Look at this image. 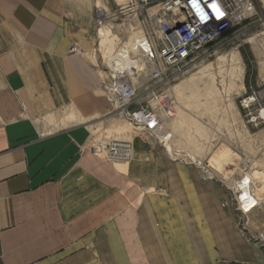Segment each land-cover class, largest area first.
<instances>
[{
  "label": "crops",
  "instance_id": "obj_1",
  "mask_svg": "<svg viewBox=\"0 0 264 264\" xmlns=\"http://www.w3.org/2000/svg\"><path fill=\"white\" fill-rule=\"evenodd\" d=\"M93 25V0H0V264H254L220 183L142 138L89 152Z\"/></svg>",
  "mask_w": 264,
  "mask_h": 264
},
{
  "label": "rangeland",
  "instance_id": "obj_2",
  "mask_svg": "<svg viewBox=\"0 0 264 264\" xmlns=\"http://www.w3.org/2000/svg\"><path fill=\"white\" fill-rule=\"evenodd\" d=\"M130 1L93 0L94 25L87 56L103 70L104 80L106 61L118 48L141 34L140 11L124 10L113 16ZM253 1L260 19L249 25L244 35L229 43L219 41L209 45L179 72L170 75L177 107L168 130L172 150L180 156H194L201 165L192 166L203 178L220 183L228 192L226 185L245 172L249 175L253 172L255 193L261 205L247 218L238 215V228L251 245L252 253L259 255L253 263L264 264V241L257 242V236L264 235V127L256 128L248 123V111L240 105L252 91L264 96V4L262 0ZM98 9L106 10L102 17ZM100 24L106 35L98 36ZM86 124L93 134L89 148L96 141L117 139L132 143L133 139L142 138L132 132L124 117L112 111L111 106L106 116L94 117ZM206 161L221 166L219 172Z\"/></svg>",
  "mask_w": 264,
  "mask_h": 264
},
{
  "label": "built area",
  "instance_id": "obj_3",
  "mask_svg": "<svg viewBox=\"0 0 264 264\" xmlns=\"http://www.w3.org/2000/svg\"><path fill=\"white\" fill-rule=\"evenodd\" d=\"M236 1L132 0L113 15L124 10L140 11L141 34L118 48L104 64L103 94L112 111L124 117L133 133L162 146L173 162L201 165L190 156H180L178 152L171 155L167 149L166 145L171 142L167 124L174 118L177 107L169 77L179 72L198 51L219 41L232 42L260 19L253 0ZM212 3L221 16L217 17L208 6ZM230 6H233L231 15ZM133 56L141 58L142 69L125 65ZM143 76L146 80H142ZM240 105L248 111V123L256 128L264 127V96L260 92L252 91ZM89 152L110 162H126L132 156V143L117 139L96 141ZM254 186L252 176L246 172L226 185L241 219L249 217L261 205ZM263 241L264 235H258L257 242Z\"/></svg>",
  "mask_w": 264,
  "mask_h": 264
},
{
  "label": "bare ground",
  "instance_id": "obj_4",
  "mask_svg": "<svg viewBox=\"0 0 264 264\" xmlns=\"http://www.w3.org/2000/svg\"><path fill=\"white\" fill-rule=\"evenodd\" d=\"M233 2H237L236 0H232ZM254 2V1H253ZM254 5H255V2H254ZM255 8H256V5H255ZM232 10H233V6H230L229 7V13H230V15L232 14ZM257 10V9H256ZM104 11H100L99 9H98V15H99V17H102L103 15H104ZM105 32V29H104V26L103 25H101L100 24V27L98 28V32H97V34H98V36H103V35H106V32ZM112 57V56H111ZM110 57V58H111ZM125 65L126 66H129V65H131V66H133L136 70H140V69H142V67H143V62H142V60H141V58H139V57H136V56H133V57H131L129 60H126V62H125ZM173 119V118H172ZM171 119V120H172ZM170 120V121H171ZM170 121L168 122V124L167 125H169L170 124ZM167 149H168V151L171 153V155L172 154H174V151L172 150V147H171V142L170 143H168V145H167ZM191 156V155H190ZM191 158L192 159H194L195 157L194 156H191ZM195 160V159H194ZM196 162H197V160H195ZM207 162V161H206ZM116 163H119V162H116ZM207 165L208 166H210L212 169H214V170H216V171H218L219 170V168L221 167V166H217V165H214V164H212V163H209V161L207 162ZM219 172V171H218ZM256 173H258V174H260L261 172H256ZM263 173V172H262ZM253 174V172L251 173V175Z\"/></svg>",
  "mask_w": 264,
  "mask_h": 264
},
{
  "label": "snow or ice",
  "instance_id": "obj_5",
  "mask_svg": "<svg viewBox=\"0 0 264 264\" xmlns=\"http://www.w3.org/2000/svg\"><path fill=\"white\" fill-rule=\"evenodd\" d=\"M208 6L212 9L213 12L216 13L217 17L222 15V13L219 11V9L215 5V3H212V4L208 5Z\"/></svg>",
  "mask_w": 264,
  "mask_h": 264
}]
</instances>
